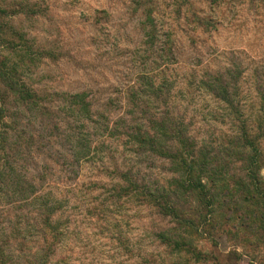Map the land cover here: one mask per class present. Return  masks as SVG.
<instances>
[{"label":"rangeland","instance_id":"374dc122","mask_svg":"<svg viewBox=\"0 0 264 264\" xmlns=\"http://www.w3.org/2000/svg\"><path fill=\"white\" fill-rule=\"evenodd\" d=\"M0 8V68L39 98L0 77L9 264H264V218L256 229L245 212L252 178L264 184V0ZM153 145L207 163L215 201L180 185L185 174ZM256 148L259 171L245 158ZM150 190L165 208L146 201Z\"/></svg>","mask_w":264,"mask_h":264},{"label":"trees","instance_id":"16d2710c","mask_svg":"<svg viewBox=\"0 0 264 264\" xmlns=\"http://www.w3.org/2000/svg\"><path fill=\"white\" fill-rule=\"evenodd\" d=\"M5 10L0 8V13L2 14ZM148 20L150 22H153V18L151 17V10L149 12L148 15ZM152 36V34H151ZM0 77L2 79V81L4 82V84L8 87H10V90L16 92V93H23L22 96L24 100H26L28 97L31 98L33 97V103L38 104L39 103V98L37 97V95L33 92L31 93L27 88H25L24 86L20 85L18 83V81L15 79L14 76H12V71L9 72H4L1 68H0ZM84 99V98H81ZM0 100H2L5 103V98H0ZM32 102V101H31ZM3 113H5V108L3 106L0 105V115L2 116ZM162 124H160L159 126V130H163V127L161 126ZM177 131V130H176ZM176 131L173 132V134L171 133V137L173 135V138L175 137V133ZM141 135V133H140ZM142 137H140L141 139H139V143L140 144H145L147 143L146 141L148 139H145L144 135H141ZM177 137V136H176ZM139 138V137H138ZM151 140V142H154V138H149ZM149 141V140H148ZM252 143V142H251ZM180 144V143H179ZM181 146L185 147L184 144L181 143ZM177 148L175 152L170 151V149H162L161 147H156V146H152L151 149L153 151H155L156 153H158L161 156H170L171 160L173 161V164L175 165V167L177 168V170H179L180 172H183L185 174V179H183V182H181L180 185H182L184 188H192L194 189L197 193L196 195L198 196V198L202 199L203 201H205L206 204L211 205L212 201H215L213 199V196L211 195V191L210 188L205 185L203 183V172L205 171L206 168V164L207 163H201V165H199V167H194L192 162H191V156L190 152L187 151L188 149L184 150V148ZM256 151L254 153H250L245 157L247 161H249V165H252V170H257L259 171L260 169V165L257 163V160L259 158V153L257 152V148L255 149ZM170 151V152H169ZM191 159V160H189ZM197 171V172H196ZM124 177H126V179H130V188H128V193H137L138 190V185L136 184V182H132V179L130 177H128L126 174H124ZM177 183L179 184V178H177ZM256 179L253 177L251 180V184L253 188L250 189V187L246 188V193H245V199L246 201H252V208H250V205L248 206L247 211L246 212V218H248L249 220H251L252 222H254L256 229H258V227L261 225V221L264 218V184L259 183V181H255ZM255 181V182H254ZM237 183V182H236ZM234 185V187L230 188L231 191H237V186H241L243 187L244 183L240 182L238 183L239 185ZM229 189V191H230ZM135 191V192H133ZM29 191H25L24 193H28ZM143 194V196L145 197L146 201L148 203H156V205H158L159 207L165 208L164 204L162 203L161 198L159 199L158 194L155 191H142L141 192ZM164 195V194H163ZM29 194H24L23 197H25V199L29 198L28 197ZM155 196H157V199H155ZM163 198H165V196H163ZM260 203V204H259ZM257 204V205H255ZM254 205V206H253ZM262 205V206H261ZM168 206V205H167ZM171 208V207H170ZM173 212V215L176 216V212L175 209L173 211V209L171 210ZM264 235V232H263ZM167 240H169L168 237H165ZM171 241V239H170ZM174 241V240H173ZM176 243V245H178L179 241L175 240L174 241ZM175 245V246H176ZM9 256H4V249L2 246H0V264H9V260H8Z\"/></svg>","mask_w":264,"mask_h":264}]
</instances>
